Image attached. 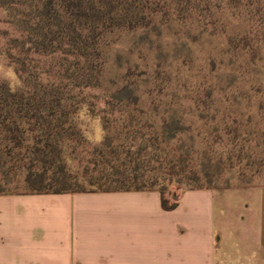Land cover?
<instances>
[{"label": "trees", "instance_id": "16d2710c", "mask_svg": "<svg viewBox=\"0 0 264 264\" xmlns=\"http://www.w3.org/2000/svg\"><path fill=\"white\" fill-rule=\"evenodd\" d=\"M247 1L229 0L234 20L243 19ZM175 2L194 5L190 11L200 3ZM34 3L0 0L16 34H5L3 54L20 81L16 90L0 83V171L5 185L13 175L20 177L26 190L4 193L2 184L0 196L158 191L162 208L174 210L181 193L166 197L167 187L174 182L187 187L197 180L191 169L186 172L182 156L165 150L186 131L179 110L142 105L137 99H115L99 107L83 96L100 86L101 38L115 30L147 28L159 12L155 4L150 0ZM184 14L191 16L187 10ZM228 45L253 57L258 51L246 32L229 38ZM54 56L60 61L59 71L52 75L55 80L43 81V74L29 70L33 57ZM160 118L156 125L154 120ZM97 120L103 136L92 145L87 127Z\"/></svg>", "mask_w": 264, "mask_h": 264}, {"label": "rangeland", "instance_id": "374dc122", "mask_svg": "<svg viewBox=\"0 0 264 264\" xmlns=\"http://www.w3.org/2000/svg\"><path fill=\"white\" fill-rule=\"evenodd\" d=\"M150 1L159 12L147 28L115 30L101 38L100 86L84 92L86 101L103 107L115 99H137L179 110L186 131L165 150L182 156L186 172L191 169L197 180L187 187L170 184L166 197L189 188L218 194L264 188V0H248L241 21L232 18L229 0H199L192 11L194 5L175 0ZM8 22L0 9V83L16 90L18 75L3 54L5 34L16 36ZM243 32L258 50L254 57L228 45ZM59 65L57 56L33 57L29 70L51 81ZM87 131L92 145L103 136L98 120L89 121ZM12 176L5 185L0 171L4 193L26 192L20 177Z\"/></svg>", "mask_w": 264, "mask_h": 264}, {"label": "crops", "instance_id": "0c3cea01", "mask_svg": "<svg viewBox=\"0 0 264 264\" xmlns=\"http://www.w3.org/2000/svg\"><path fill=\"white\" fill-rule=\"evenodd\" d=\"M0 264H264V188L2 195Z\"/></svg>", "mask_w": 264, "mask_h": 264}]
</instances>
